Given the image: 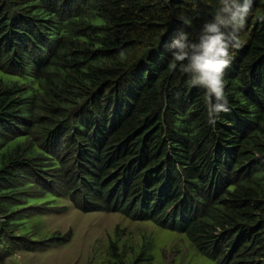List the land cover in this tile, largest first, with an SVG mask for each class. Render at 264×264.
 <instances>
[{
	"label": "trees",
	"instance_id": "obj_1",
	"mask_svg": "<svg viewBox=\"0 0 264 264\" xmlns=\"http://www.w3.org/2000/svg\"><path fill=\"white\" fill-rule=\"evenodd\" d=\"M218 7L0 0V264L70 241L30 225L63 199L186 233L214 264H264V0L232 50L231 111L215 127L166 47L196 40ZM149 249L127 261L113 243L110 257L146 264Z\"/></svg>",
	"mask_w": 264,
	"mask_h": 264
},
{
	"label": "rangeland",
	"instance_id": "obj_2",
	"mask_svg": "<svg viewBox=\"0 0 264 264\" xmlns=\"http://www.w3.org/2000/svg\"><path fill=\"white\" fill-rule=\"evenodd\" d=\"M56 205L65 207L66 211L43 213L31 220L30 225L38 231L35 234L38 237H61L70 241L45 252H18L11 264H113L110 257L113 243L125 245L127 261H132L145 245L151 247L149 256L152 257L146 264H214L186 233L116 212L85 213L68 199Z\"/></svg>",
	"mask_w": 264,
	"mask_h": 264
},
{
	"label": "clouds",
	"instance_id": "obj_3",
	"mask_svg": "<svg viewBox=\"0 0 264 264\" xmlns=\"http://www.w3.org/2000/svg\"><path fill=\"white\" fill-rule=\"evenodd\" d=\"M213 18L204 23L196 40L180 33L166 47L170 67L188 76V86L204 90L207 123L215 127L221 113H229L225 95V70L230 67L233 49L242 47L239 33L252 12L254 0H217ZM190 23V21H185Z\"/></svg>",
	"mask_w": 264,
	"mask_h": 264
}]
</instances>
